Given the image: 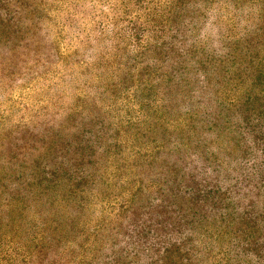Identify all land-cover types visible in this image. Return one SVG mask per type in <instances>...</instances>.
<instances>
[{"label": "trees", "instance_id": "obj_1", "mask_svg": "<svg viewBox=\"0 0 264 264\" xmlns=\"http://www.w3.org/2000/svg\"><path fill=\"white\" fill-rule=\"evenodd\" d=\"M105 4L0 0V264H264V0Z\"/></svg>", "mask_w": 264, "mask_h": 264}, {"label": "rangeland", "instance_id": "obj_2", "mask_svg": "<svg viewBox=\"0 0 264 264\" xmlns=\"http://www.w3.org/2000/svg\"><path fill=\"white\" fill-rule=\"evenodd\" d=\"M83 5L78 7V11H76V15L78 16H82L81 19L77 20L78 23L82 22L81 28H83L82 26L85 25L86 27L88 25L91 24V18H93L94 15H96L97 13H106L108 12L106 9V4L104 5V1L106 0H80ZM72 27H67L66 28V32L69 33L71 32ZM70 39H65L64 40V44H63V49L65 50V52L72 50L76 44H77V38L76 36H69ZM34 81H32L33 84ZM16 89L11 93V96L13 97L14 100H17L18 102L21 101L22 98L26 97L28 100V97H32V102H35V98L37 96V94L40 95L44 94V92H33V89H31V85H28L27 87H15ZM23 104V103H22ZM20 104H16V106H18L19 108H23L24 106ZM30 105H32L31 103H29ZM28 102L27 104H24L25 106L29 105ZM29 105V106H30ZM4 106H7V103L4 104Z\"/></svg>", "mask_w": 264, "mask_h": 264}]
</instances>
